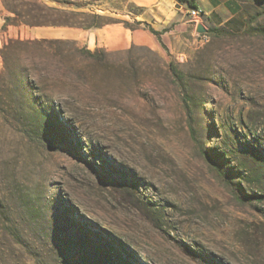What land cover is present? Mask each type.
Here are the masks:
<instances>
[{
    "label": "rangeland",
    "instance_id": "374dc122",
    "mask_svg": "<svg viewBox=\"0 0 264 264\" xmlns=\"http://www.w3.org/2000/svg\"><path fill=\"white\" fill-rule=\"evenodd\" d=\"M59 1L103 25L3 33L0 3V48L61 41L0 115V264H264V0L206 38L182 0Z\"/></svg>",
    "mask_w": 264,
    "mask_h": 264
},
{
    "label": "trees",
    "instance_id": "16d2710c",
    "mask_svg": "<svg viewBox=\"0 0 264 264\" xmlns=\"http://www.w3.org/2000/svg\"><path fill=\"white\" fill-rule=\"evenodd\" d=\"M48 2L54 3L58 7L48 6L40 0H0L3 10L7 13V15L2 17L3 25L1 31L6 33L8 27L90 29L103 25V23L96 21L100 19V16L87 12H79L81 8L78 5L60 2L59 0H48ZM182 2L185 5V9L198 8L196 0H182ZM212 31L221 32L223 30L213 28ZM250 31L247 28L244 33L249 32L264 36V30ZM151 32L157 35L153 30ZM224 33L227 34V32ZM56 43H61V41L20 40L12 38H5L2 41L0 48L2 60V70L0 71V115L2 118L8 116L10 112L16 113L18 110H21V104H12V101L19 97L18 95H32L35 83L31 78L33 66L27 63L28 58L35 51H38L44 57L48 56V46ZM56 53L62 56L63 50L58 49ZM67 53H70V51H67ZM90 55L94 56V54ZM243 198L250 202L255 199H263L262 196L257 195H244Z\"/></svg>",
    "mask_w": 264,
    "mask_h": 264
},
{
    "label": "crops",
    "instance_id": "0c3cea01",
    "mask_svg": "<svg viewBox=\"0 0 264 264\" xmlns=\"http://www.w3.org/2000/svg\"><path fill=\"white\" fill-rule=\"evenodd\" d=\"M198 8L202 15L205 16L208 23L216 28H224L229 31H240L245 26V19L237 10L236 6L228 1L221 0H196ZM203 2V5L201 4ZM182 25L188 21L180 17Z\"/></svg>",
    "mask_w": 264,
    "mask_h": 264
},
{
    "label": "built area",
    "instance_id": "2783aa9c",
    "mask_svg": "<svg viewBox=\"0 0 264 264\" xmlns=\"http://www.w3.org/2000/svg\"><path fill=\"white\" fill-rule=\"evenodd\" d=\"M185 13H186L187 17L189 18L190 22H192L194 24L195 28L197 25H202L205 28L203 21H202V13L199 10V8H197V9L186 8ZM202 37L206 38V33L202 34Z\"/></svg>",
    "mask_w": 264,
    "mask_h": 264
},
{
    "label": "water",
    "instance_id": "95a60500",
    "mask_svg": "<svg viewBox=\"0 0 264 264\" xmlns=\"http://www.w3.org/2000/svg\"><path fill=\"white\" fill-rule=\"evenodd\" d=\"M196 31L198 34H205L207 32V30L202 25H197Z\"/></svg>",
    "mask_w": 264,
    "mask_h": 264
}]
</instances>
